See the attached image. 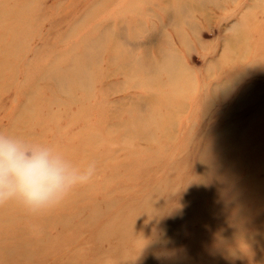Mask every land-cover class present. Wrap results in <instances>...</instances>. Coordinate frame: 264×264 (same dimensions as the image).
I'll use <instances>...</instances> for the list:
<instances>
[{"label": "rangeland", "instance_id": "374dc122", "mask_svg": "<svg viewBox=\"0 0 264 264\" xmlns=\"http://www.w3.org/2000/svg\"><path fill=\"white\" fill-rule=\"evenodd\" d=\"M2 9L15 16L0 19V132L51 145L76 167L94 160L97 173L38 215L0 206V264H264V0H0ZM91 42L101 55L86 85L50 76L57 49L74 57ZM162 48L189 86L144 91L129 77L143 55L163 70ZM60 215L72 220L43 219ZM118 219L136 234L116 254L98 233Z\"/></svg>", "mask_w": 264, "mask_h": 264}, {"label": "clouds", "instance_id": "9594fccd", "mask_svg": "<svg viewBox=\"0 0 264 264\" xmlns=\"http://www.w3.org/2000/svg\"><path fill=\"white\" fill-rule=\"evenodd\" d=\"M96 173L94 160L76 167L51 145L0 132V206L15 201L38 215L89 185Z\"/></svg>", "mask_w": 264, "mask_h": 264}, {"label": "bare ground", "instance_id": "6f19581e", "mask_svg": "<svg viewBox=\"0 0 264 264\" xmlns=\"http://www.w3.org/2000/svg\"><path fill=\"white\" fill-rule=\"evenodd\" d=\"M12 11H15V8L12 9ZM15 13V12H14ZM17 14L18 19H11L12 21L18 22L22 19H20L19 14ZM15 14L9 16L7 10L2 9L0 12V19H10L11 17L15 16ZM176 20V18L174 17ZM24 21L25 18L23 19ZM178 20H176V23ZM167 24L172 25V19L171 17H168ZM183 24V23H182ZM174 25V24H173ZM184 25V24H183ZM177 27L181 28L180 26H177L175 24V31L177 32ZM182 29V28H181ZM104 36V34H103ZM110 37V36H107ZM111 38V37H110ZM105 39L104 37L101 38V41ZM99 40V39H98ZM99 43H87L83 44V47L79 49V54L77 56L73 57V54H61L59 49H57L58 54H60V59L54 60L50 63V71L48 73H52L50 76H52L53 79L58 78V81L60 83L61 78H65V76L69 77L71 82L74 83H80L83 85L87 84V80L89 79V68L94 66L93 62H97L101 55V50L98 45ZM115 51H118V49L115 47L113 48ZM51 47L48 49L47 54H50ZM230 51L234 52V49L230 48ZM169 53L173 56L175 59L176 63L173 65L166 59V50L162 48L160 53H156V56L161 57L163 60V70L160 69H154L153 65L150 63H146L148 58L143 55L142 58L139 57L138 60L135 62V67L134 69H128V74L130 78H133L135 75H139L136 79V83H139L141 88H144L145 90L153 89V88H162L164 89L165 87L169 89L177 88L181 84V81L183 78L188 74L184 69L183 65L180 63V60L176 57V55L173 53L172 50L169 49ZM120 54L123 56V54L120 52ZM125 55L128 56V54L125 53ZM136 56V55H135ZM131 58V57H129ZM141 58V59H140ZM151 60V59H150ZM149 60V61H150ZM74 61L76 62V65L74 67ZM112 63V61H111ZM67 67V68H66ZM47 73V74H48ZM184 84L186 86L190 85V82H186L185 79L183 80ZM82 86V85H81ZM183 88V87H180ZM64 89V86L60 84L59 90L61 91ZM149 94V93H147ZM151 95V94H150ZM150 95L145 96L143 101H151L154 100L155 96L151 97ZM157 99V98H156ZM162 100H172L171 96L164 95L162 94ZM174 100V99H173ZM176 100V99H175ZM163 101V102H164ZM178 102V100H176ZM73 102V100H71ZM153 127L149 128L148 130L142 132L143 134H146L150 131H152ZM60 210V209H59ZM65 210H69L63 206L61 213H64ZM43 219H48L49 221L52 220L54 222H59L62 221L63 225H66L65 223H68L69 220H72L70 218H64L63 216L60 215V217H55V216H46L43 217ZM119 220V219H118ZM136 222V221H135ZM118 225L112 226L109 224H104L101 232L98 233V235L101 236V238L108 244L109 242H114L116 240L117 245H107L109 247L108 251L111 253H120L121 251L125 253V249H127L131 241L135 238L134 234H136L135 230V223L128 222V221H117ZM69 224V223H68ZM80 227V225H79ZM60 235L63 234V232L59 233ZM128 238V245L126 242V239ZM115 243V242H114ZM37 244L39 246H43L45 248H50L56 246V243L51 246V240L49 238H42L38 240ZM51 246V247H50ZM143 245H137L135 248L138 250L142 248ZM61 259V258H60ZM62 260V259H61ZM112 262L109 264H115L117 263V259L111 258ZM63 261V260H62Z\"/></svg>", "mask_w": 264, "mask_h": 264}]
</instances>
